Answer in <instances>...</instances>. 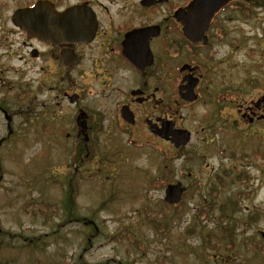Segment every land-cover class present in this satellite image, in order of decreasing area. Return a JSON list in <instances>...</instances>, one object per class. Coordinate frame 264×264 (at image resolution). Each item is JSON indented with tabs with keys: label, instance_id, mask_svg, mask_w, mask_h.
Returning a JSON list of instances; mask_svg holds the SVG:
<instances>
[{
	"label": "flooded vegetation",
	"instance_id": "1",
	"mask_svg": "<svg viewBox=\"0 0 264 264\" xmlns=\"http://www.w3.org/2000/svg\"><path fill=\"white\" fill-rule=\"evenodd\" d=\"M191 1L0 0V87H9L11 101L27 100L34 132L76 141L73 163L79 169L90 162L94 172L106 160L99 148L107 142L99 144V136L110 140L117 133L140 131L145 147L164 152L150 188L179 182L180 203L187 192L175 180L174 160L180 153L186 163L196 157L193 136L224 156L229 110L235 111L236 128L237 122L252 125L264 119V101L243 96L260 84L251 76L241 89L227 75L228 55L243 36L239 24L264 6L263 0H228L213 12L198 40L185 37L176 16ZM27 8L28 14L16 13ZM14 16L21 23L27 19L28 33ZM9 76L17 79L11 83ZM5 104L0 97V112L10 117L11 131L7 134L6 127L1 142L13 135ZM175 129L189 131L190 140L176 145L171 139ZM133 140L128 143L136 146ZM258 145L252 155H262ZM196 185L201 187V181ZM259 234L264 238L263 230ZM243 245L238 261L251 264L260 247Z\"/></svg>",
	"mask_w": 264,
	"mask_h": 264
},
{
	"label": "rangeland",
	"instance_id": "2",
	"mask_svg": "<svg viewBox=\"0 0 264 264\" xmlns=\"http://www.w3.org/2000/svg\"><path fill=\"white\" fill-rule=\"evenodd\" d=\"M239 25L243 36L237 50L228 55L227 75L229 82L235 84L236 80L241 89L247 87L246 80L252 76L260 88L247 91L246 99L255 101L264 88V6L256 7L253 15ZM6 78L11 83L17 79ZM8 89L6 85L0 87L13 128L11 138L0 144V264H242L238 251L251 242L260 247L261 253L249 261L264 264V238L259 234L264 231V154L252 155V148L259 151L258 144L264 152V119L252 125L237 122L236 128L235 111L229 110L224 156L193 136L190 147L196 157L186 163L180 153L174 160L175 180L187 192L177 209L181 214L177 216V210L169 208L165 218L170 219L169 229L157 231L144 218L143 209L160 206L163 188H150L148 182L157 176L164 152L145 147L140 131L117 133L110 140L99 136V144L107 142L105 149L99 148V157L105 155L106 160L94 172L90 162L79 169L73 163L76 141L34 132L27 100L20 104L11 101ZM71 126L67 121V127ZM5 133L0 112V138ZM132 139L136 146L128 143ZM216 175L223 185L216 182ZM64 176L72 177L75 204L70 205V213L73 209L90 217L97 228L89 241L87 228L75 216L70 223L59 225L64 219L61 207L58 215L51 217L23 208L29 201L60 204ZM197 181L202 188L197 187ZM212 187H218L215 197ZM237 192H244L243 197L238 199L233 215L223 221L234 227L235 249L215 252L203 239L206 232L220 230L218 204L232 200ZM209 199L216 201L214 211L203 222L196 221L194 215L202 200ZM241 259L245 260V255Z\"/></svg>",
	"mask_w": 264,
	"mask_h": 264
},
{
	"label": "trees",
	"instance_id": "3",
	"mask_svg": "<svg viewBox=\"0 0 264 264\" xmlns=\"http://www.w3.org/2000/svg\"><path fill=\"white\" fill-rule=\"evenodd\" d=\"M262 4H264V0L262 1ZM77 156H76V160H77ZM63 190L65 191L64 188ZM217 193H218V189L215 187H212L211 189L212 196L215 197ZM72 194L74 193L72 192V188L69 186L67 190L64 192L63 199L60 201V204L49 203V202L48 204H46L41 201H32V202L29 201L23 205V208L26 211H30L35 214L36 213L49 214L51 217V216H57L59 213V208L61 207V209L64 212L62 214V216H64V219L60 221L59 225L68 224L71 222L70 219L74 218L72 216L75 215V212L73 211V209L70 213V209H71L70 205L75 204V198L73 197ZM239 195H240V192H237L236 196L238 197ZM215 203L216 202L214 199H209L206 202L202 201L201 207L197 210V213L194 216L196 220L202 221L204 220L205 217L211 214L213 212ZM236 206H237L236 198H232V200L225 201V202L218 204V208L220 212V215L218 217L220 221V230L217 233L206 232V238L203 239L205 246L213 250H218L221 245H224V248L228 251H231L232 249H234V246H233L234 245V240H233L234 235L232 236V229H234V227H232V225L230 224L223 223V221L229 216V214L233 215V212ZM144 213H145L146 220L149 221V224L153 227V229L160 231V230L169 228L170 221L168 218L165 219V211L161 207H159L158 209L148 208V210L145 209L144 207ZM76 221L82 222V224H84V226L87 227L86 241L87 240L89 241L90 237L97 233V231L94 229L95 227L90 222H88L87 219H83V218L77 219L76 218ZM34 238L37 239L36 237ZM29 246H33V244L29 243ZM119 263H121V261L117 262V264Z\"/></svg>",
	"mask_w": 264,
	"mask_h": 264
},
{
	"label": "water",
	"instance_id": "4",
	"mask_svg": "<svg viewBox=\"0 0 264 264\" xmlns=\"http://www.w3.org/2000/svg\"><path fill=\"white\" fill-rule=\"evenodd\" d=\"M228 0H193L191 1L186 10H180L176 12L177 18L183 24V32L186 37L193 39L195 36H200L202 31L206 28L207 23L215 10H217L220 6H222ZM30 11L29 8L18 11L24 12L28 14ZM15 23L19 24V26L26 31L29 32V27L27 25V19H24L25 22H18L16 16L13 17ZM260 100H264V96L261 97ZM259 102V101H258ZM7 125L9 127L10 117L4 113ZM169 130V129H167ZM176 135L171 136V139L175 142V144H184L189 139V132L187 130L176 129L174 130ZM10 133V130L9 132ZM182 187L179 182L175 184H168L165 188V199L168 202H177L180 198Z\"/></svg>",
	"mask_w": 264,
	"mask_h": 264
},
{
	"label": "bare ground",
	"instance_id": "5",
	"mask_svg": "<svg viewBox=\"0 0 264 264\" xmlns=\"http://www.w3.org/2000/svg\"><path fill=\"white\" fill-rule=\"evenodd\" d=\"M75 218H77V219H81V218H83V219H87L88 220V222H90V221H92V219L90 218V217H86V216H84L83 214H80V213H75ZM85 222H87V221H85ZM82 223V222H81ZM87 245V244H86ZM87 247V246H86Z\"/></svg>",
	"mask_w": 264,
	"mask_h": 264
}]
</instances>
